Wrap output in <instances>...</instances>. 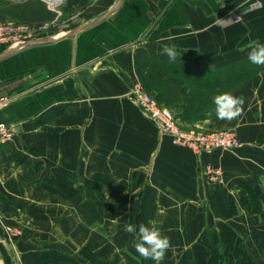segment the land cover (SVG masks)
<instances>
[{"label":"crops","instance_id":"0c3cea01","mask_svg":"<svg viewBox=\"0 0 264 264\" xmlns=\"http://www.w3.org/2000/svg\"><path fill=\"white\" fill-rule=\"evenodd\" d=\"M53 16L38 20L57 25L36 41L0 47V97L13 99L0 123L17 129L0 146V264L42 252L155 264L124 230H138L148 189L157 191L148 226L171 242L160 264H208L226 227L240 240L227 264H264V66L230 89L245 98L241 117L213 112L191 130L234 132L242 147L232 153L173 145L131 98L142 75L179 112L196 79L251 69L264 0H92ZM207 166L220 182L207 180Z\"/></svg>","mask_w":264,"mask_h":264},{"label":"trees","instance_id":"16d2710c","mask_svg":"<svg viewBox=\"0 0 264 264\" xmlns=\"http://www.w3.org/2000/svg\"><path fill=\"white\" fill-rule=\"evenodd\" d=\"M92 0H69L64 5V13L73 14L81 8L86 7ZM53 14L48 12L44 7L36 3H25L23 5L11 6L6 0H0V19L12 20L17 24L38 23L40 19L52 20ZM251 64V63H250ZM253 64V63H252ZM257 65L246 68L245 66L239 68L234 72H222L220 75L213 74L210 76L203 75V77L196 79L190 88V93L186 97L183 111L176 112L172 109V104L167 101V98L160 91H156V96L152 95L155 86L145 76L141 75V80L145 90L157 101V103L170 110L175 119L179 122L184 130L191 131L195 128L194 123L204 121L210 117L213 110V97L220 92L230 91L234 86H239L243 81L250 80L251 71L256 70ZM259 69V68H258ZM219 81V83H218ZM219 84V85H218ZM212 108V112H210ZM215 109V107H214ZM142 211L138 219V226L141 224L148 226L149 215L152 212L153 206L157 200V191L155 189H148L142 194ZM255 212L258 209L254 210ZM240 240L232 229L226 227L224 232L216 238L215 243L211 247L210 259L208 264H227L229 253L238 248ZM234 248V249H233ZM81 256L85 260L96 262V257L88 250L84 249ZM25 264H74L69 258L63 255L50 254L47 252L31 253L25 257Z\"/></svg>","mask_w":264,"mask_h":264},{"label":"built area","instance_id":"2783aa9c","mask_svg":"<svg viewBox=\"0 0 264 264\" xmlns=\"http://www.w3.org/2000/svg\"><path fill=\"white\" fill-rule=\"evenodd\" d=\"M60 16L61 14L59 13L58 17ZM37 31L38 30L32 29L28 24L0 22V47L22 46L31 43L35 41L40 34L44 33H38ZM131 98L145 116L157 124L161 133L171 138L175 146L191 149L197 154H210L215 151L232 153L242 147L236 134L231 131L197 132L184 130L175 119L172 112L160 106L140 84L136 83L133 86ZM12 101L13 99L10 97H0V112L8 108ZM16 134L17 129L15 127L0 123V146L11 143ZM204 175L210 183H218L221 180V171L211 166L205 168ZM20 264H22V262Z\"/></svg>","mask_w":264,"mask_h":264},{"label":"clouds","instance_id":"9594fccd","mask_svg":"<svg viewBox=\"0 0 264 264\" xmlns=\"http://www.w3.org/2000/svg\"><path fill=\"white\" fill-rule=\"evenodd\" d=\"M162 53L167 55L169 60L175 61L177 53L174 46H165ZM248 60L258 66H264V43L256 42L248 52ZM215 115L220 120L233 121L244 114L245 98L236 96L230 91L220 92L213 97ZM124 230L129 234H137L133 241L135 251L144 259H151L155 264L164 260L166 253L171 248L170 239L156 227L137 226L126 224Z\"/></svg>","mask_w":264,"mask_h":264},{"label":"rangeland","instance_id":"374dc122","mask_svg":"<svg viewBox=\"0 0 264 264\" xmlns=\"http://www.w3.org/2000/svg\"><path fill=\"white\" fill-rule=\"evenodd\" d=\"M67 1H69V0H60V1H55V2L51 3V0H26V3H28V4L36 3L42 7L43 6L45 8L47 7L50 10V12L56 16V18L58 17V15L60 13L61 14L60 20L62 21L64 19L65 20L67 19L66 14L64 13L65 7L63 6L65 3H67ZM61 3H62V5L60 6ZM57 6H60V7L57 8ZM52 7L56 8V9H53ZM0 22H2V23H16L12 20H1V19H0ZM29 25L32 29L38 30L37 31L38 33L44 32L43 34H45V33L50 32L51 30L55 29V26L57 24H55L53 22H43V23H37V24L36 23H34V24L30 23ZM43 34H40V35H43ZM223 132H228V131H223Z\"/></svg>","mask_w":264,"mask_h":264},{"label":"bare ground","instance_id":"6f19581e","mask_svg":"<svg viewBox=\"0 0 264 264\" xmlns=\"http://www.w3.org/2000/svg\"><path fill=\"white\" fill-rule=\"evenodd\" d=\"M55 1H60V0H51V3H52V2H55ZM60 5H61V4H60ZM58 7H59V6H57V8H58Z\"/></svg>","mask_w":264,"mask_h":264}]
</instances>
